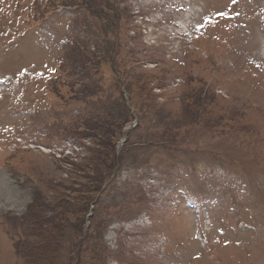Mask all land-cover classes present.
I'll return each instance as SVG.
<instances>
[{"label":"rangeland","instance_id":"374dc122","mask_svg":"<svg viewBox=\"0 0 264 264\" xmlns=\"http://www.w3.org/2000/svg\"><path fill=\"white\" fill-rule=\"evenodd\" d=\"M85 1L0 0V264H28L5 224L32 241L31 264H152L164 250L173 264H264V0H138L148 8L137 25L122 10L131 0ZM100 2L118 24L98 16ZM191 23L200 39L186 55L176 33ZM105 36L123 43L120 55L79 68L96 43L109 51ZM164 48L163 60L146 61ZM120 76L137 126L78 127L106 112L102 94L90 87L80 100L76 84L106 91ZM8 97H22L27 114ZM36 118L58 138L47 151L13 149L18 135L42 143L26 133Z\"/></svg>","mask_w":264,"mask_h":264},{"label":"trees","instance_id":"16d2710c","mask_svg":"<svg viewBox=\"0 0 264 264\" xmlns=\"http://www.w3.org/2000/svg\"><path fill=\"white\" fill-rule=\"evenodd\" d=\"M34 264H38L37 262H35Z\"/></svg>","mask_w":264,"mask_h":264}]
</instances>
